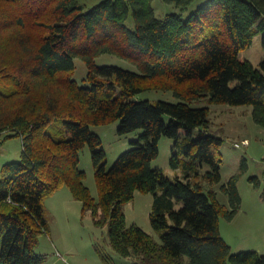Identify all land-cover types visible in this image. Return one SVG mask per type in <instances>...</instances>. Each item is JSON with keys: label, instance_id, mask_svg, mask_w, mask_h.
Returning a JSON list of instances; mask_svg holds the SVG:
<instances>
[{"label": "trees", "instance_id": "obj_1", "mask_svg": "<svg viewBox=\"0 0 264 264\" xmlns=\"http://www.w3.org/2000/svg\"><path fill=\"white\" fill-rule=\"evenodd\" d=\"M152 1L101 0L84 11L79 0H0V145L22 140L20 159L0 170V264L44 260L35 251L49 231L44 199L63 186L96 225H108L112 248L136 264H264V253H234L221 235L220 217L231 220L240 209L239 174L220 185L228 205L221 203L212 186L221 180L223 138L210 129L209 107L191 104L252 105L264 126V57L254 66L239 55L257 31L264 47V0H207L187 18L157 17ZM162 1L184 10L194 0ZM105 53L136 70L97 65ZM75 58L87 67L81 83ZM157 89L178 101L135 98ZM58 120L59 132H48ZM116 120L120 134L142 133L107 168L90 126ZM162 136L174 140L170 164L182 166L181 178L150 165ZM85 145L98 201L78 166ZM249 180L261 187L258 177ZM137 190L154 194L150 222L162 231L160 242L126 224L123 204Z\"/></svg>", "mask_w": 264, "mask_h": 264}, {"label": "rangeland", "instance_id": "obj_2", "mask_svg": "<svg viewBox=\"0 0 264 264\" xmlns=\"http://www.w3.org/2000/svg\"><path fill=\"white\" fill-rule=\"evenodd\" d=\"M101 0H79L84 11L90 9ZM207 0H194L184 10L175 4L162 0H153L152 7L157 17L163 18L169 13H180L187 18L201 4ZM128 23H131L129 16ZM254 66H258L264 57L262 32L257 31L252 42L239 52ZM75 71L73 77L82 82L86 76L87 67L80 58L74 59ZM97 65H114L124 69L136 70V67L113 54L105 53L95 59ZM136 99L151 101H178L171 90H145L135 96ZM193 106L209 107L211 130L223 138L220 147L222 162L220 165L221 180L213 184L218 200L228 205L227 196L220 190V185L227 179L239 174L237 188L241 196V205L237 214L231 219L220 217L219 227L222 237L230 245L234 253L261 249L264 251V200L261 197L264 185V126L256 123L252 116V105H229L226 103H207L203 101L191 102ZM60 120L48 125L47 131L57 134L61 128ZM120 120L107 124L91 125V130L101 139L100 147L106 154V167H110L115 159L124 151L132 147L131 141L138 138L141 129L120 134L118 128ZM247 140V144H242ZM174 140L162 136L159 140V154L151 160V167L159 168L174 180L184 174L182 166L172 167L170 164L171 149ZM239 146H235V144ZM22 140L20 137L7 139L0 145V170L3 164L17 161L21 157ZM245 163L246 169L242 170ZM79 168L85 171L84 183L89 188L96 201L99 193L94 177L92 153L88 145L79 152ZM207 166L201 168L202 172ZM256 176L261 180V187L253 186L249 177ZM154 194L152 192L135 191L133 198L123 204V212L127 225L135 224L160 242L162 231L155 230L150 222ZM48 233L39 236L35 248L37 254L43 255L40 264H136L132 258L123 257L111 246L108 236V225H96L90 211L82 210V203L73 197L67 186L53 192L44 199ZM261 252V251H260ZM264 253V252H262ZM188 262V257H185Z\"/></svg>", "mask_w": 264, "mask_h": 264}, {"label": "built area", "instance_id": "obj_3", "mask_svg": "<svg viewBox=\"0 0 264 264\" xmlns=\"http://www.w3.org/2000/svg\"><path fill=\"white\" fill-rule=\"evenodd\" d=\"M242 144H247V140H244L243 142H242ZM235 146H239V144L237 143V144H235Z\"/></svg>", "mask_w": 264, "mask_h": 264}, {"label": "crops", "instance_id": "obj_4", "mask_svg": "<svg viewBox=\"0 0 264 264\" xmlns=\"http://www.w3.org/2000/svg\"><path fill=\"white\" fill-rule=\"evenodd\" d=\"M259 251L264 252V251H262L261 249H259Z\"/></svg>", "mask_w": 264, "mask_h": 264}]
</instances>
